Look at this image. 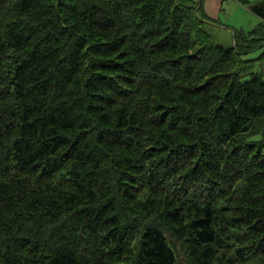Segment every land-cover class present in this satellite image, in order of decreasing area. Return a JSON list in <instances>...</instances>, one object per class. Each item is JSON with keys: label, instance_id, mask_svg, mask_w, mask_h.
Returning <instances> with one entry per match:
<instances>
[{"label": "trees", "instance_id": "obj_1", "mask_svg": "<svg viewBox=\"0 0 264 264\" xmlns=\"http://www.w3.org/2000/svg\"><path fill=\"white\" fill-rule=\"evenodd\" d=\"M76 1L0 0V264H264V0L235 47L205 0Z\"/></svg>", "mask_w": 264, "mask_h": 264}, {"label": "rangeland", "instance_id": "obj_2", "mask_svg": "<svg viewBox=\"0 0 264 264\" xmlns=\"http://www.w3.org/2000/svg\"><path fill=\"white\" fill-rule=\"evenodd\" d=\"M259 1L249 0L250 3ZM222 4L223 7L219 13L213 15L216 19H213L211 24H207L206 29L212 35L215 42L225 46H234L236 44V30L249 32L248 28H256L261 19L254 14L248 7L249 5H243L238 0H223ZM243 58L250 60L247 62L250 66L249 71L258 72L264 76V46L245 54Z\"/></svg>", "mask_w": 264, "mask_h": 264}, {"label": "bare ground", "instance_id": "obj_3", "mask_svg": "<svg viewBox=\"0 0 264 264\" xmlns=\"http://www.w3.org/2000/svg\"><path fill=\"white\" fill-rule=\"evenodd\" d=\"M66 1H67V0H66ZM69 1H70V0H69ZM75 1H76V0H75ZM96 1L98 2L99 0H96ZM96 1L94 0V2H96ZM113 1H114V0H113ZM132 1H134V0H132ZM135 1H136V0H135ZM167 1H168V0H167ZM185 1H186V0H185ZM76 2H78V1H76ZM99 2H102V1H99ZM99 2H98V5H101V4H99ZM137 2H138V1H137ZM164 2H165V1H164ZM183 2H184V1H183ZM50 3H51V2H50ZM102 3L104 4L105 1L102 2ZM120 3H121V2H120ZM135 3H136V2H135ZM162 3H163V2H162ZM47 4H48V3H47ZM53 4H54V3H53ZM118 4H119V3H118ZM137 4H138V3H136V5H137ZM160 4H161V3H160ZM51 5H52V4H51ZM167 5H168V4H167ZM169 5H170V4H169ZM179 5H180V4H179ZM116 6H117V5H116ZM116 6H115V7H116ZM131 6H132V3H131ZM134 6H135V5H134ZM160 6H161V5H160ZM175 6H176V5H175ZM183 6H184V5H183ZM51 7H52V6H51ZM137 7H139V6L137 5ZM137 7H135V8L137 9ZM99 8H100V7H99ZM127 8H128V6H127ZM175 8H176V7H175ZM119 9H120V8H119ZM129 9H130V8H129ZM99 10H100V9H99ZM121 10H122V9H120V11H121ZM126 10H127V9H126ZM132 10H133V8H132ZM95 11H96V10H95ZM118 11H119V10H118ZM129 11H130V10H129ZM133 11H134V10H133ZM53 12H54V11H53ZM127 12H128V11H127ZM131 12H132V11H131ZM131 12H130V13H131ZM171 12H172V11H171ZM174 12H175V11H174ZM133 13H135V12H133ZM136 13H137V12H136ZM139 13H140V12H139ZM128 14H129V13H128ZM137 14H138V13H137ZM140 14H141V13H140ZM92 15H93V14H92ZM103 15H104V14H103ZM131 15H132V14H131ZM135 15H136V14H135ZM126 16H127V15H126ZM120 17L122 18V15H121ZM123 17H125V16H123ZM129 17H131V16H129ZM133 17H134V15H133ZM133 17H132V18H133ZM170 17H171V16H170ZM102 18H103V17H102ZM106 18H107V17H106ZM132 18H129V19L131 20ZM184 18H185V17H184ZM16 19H17V18H16ZM111 19H113V18H111ZM114 19H115V18H114ZM188 19H189V18H188ZM108 20H109V19H108ZM111 21H112V20H111ZM117 21H119V20H117ZM123 21H124V20H123ZM48 22H49V21H48ZM138 22H139V21H138ZM184 22H185V21H184ZM187 22H189V21L187 20ZM117 23H118V22H117ZM119 23H120V22H119ZM119 23H118V24H119ZM121 23H122V21H121ZM126 23H127V22H126ZM128 23H129V20H128ZM193 23H194V22H193ZM21 24H22V23H21ZM139 24H140V23H139ZM47 25H49V24H47ZM126 25H127V24H126ZM131 25H132V24H131ZM131 25H130V26H131ZM133 25H134V23H133ZM137 25H138V24H137ZM141 25H142V24H141ZM110 26H111V25H110ZM112 26H113V25H112ZM130 26H129V24H128V27H129V28H130ZM183 26H184V25H183ZM48 27H49V26H48ZM116 27H117V26H116ZM135 27H136V26H135ZM138 27H139V26H138ZM122 28H123V27H122ZM124 28H125V27H124ZM129 28H128V29H129ZM186 28H187V27H186ZM117 29H118V28H117ZM117 29H116V30H117ZM119 29H120V27H119ZM119 29H118V30H119ZM139 29H140V28H139ZM139 29H138V30H139ZM197 29H198V28H197ZM116 30H115V31H116ZM136 30H137V28H136ZM136 30H135V31H136ZM138 30H137V31H138ZM146 30H147V29H146ZM174 30H175V29H174ZM195 30H196V29H195ZM45 31H46V29H45ZM47 31H48V30H47ZM141 31H142V30H141ZM179 31H180V30H179ZM191 31H192V30H191ZM202 31H203V30H202ZM117 32H118V31H117ZM128 32H129V30H128ZM115 33H116V32H115ZM118 33H120V32H118ZM135 33H137V32H135ZM141 33H142V32H141ZM141 33H140V34H141ZM147 33H148V32H147ZM179 33H180V32H179ZM121 34H122V33H120V35H121ZM123 34L126 35L125 33H123ZM138 34H139V33H138ZM200 34H201V33H200ZM128 35H129V34H128ZM130 35H131V34H130ZM134 35H135V34H134ZM147 35H148V34H147ZM179 35H180V34H179ZM181 35H182V34H181ZM191 35H192V34H191ZM197 35H198V33H197ZM197 35H196V36H197ZM140 36H141V35H140ZM137 37H138V36H137ZM147 37H148V36H147ZM161 37H164V35L161 36ZM184 37H185V36H184ZM119 38H120V37H119ZM129 38H130V37H129ZM141 38H142V37H141ZM33 39H34V38H33ZM116 39H117V38H116ZM142 39H143V38H142ZM145 39H146V38H145ZM200 39H201V38H200ZM35 40L37 41L36 37H35ZM139 40H140V39H139ZM165 40H166V39H165ZM193 40H194V39H193ZM153 41H154V39H153ZM153 41H151V43H152ZM185 41H186V40H185ZM185 41H184V43H185ZM197 41H198V39H197ZM133 42H134V41H133ZM137 42H138V40H137ZM154 42H155V41H154ZM165 42H166V41H165ZM161 43H162V42H161ZM186 43H187V42H186ZM29 44H30V43H29ZM31 44H32V43H31ZM199 44H200V43H199ZM154 45H155V44H154ZM185 45H186V44H185ZM8 46H9V45H8ZM27 46H28V44H27ZM155 46H156V45H155ZM158 46H159V45H158ZM160 46H161V45H160ZM163 46H164V45H163ZM190 46H191V45H190ZM29 47H30V46H29ZM161 47H162V46H161ZM204 47H205V46H204ZM11 48H13V47H11ZM18 48H19V47H18ZM24 48H25V47H24ZM26 48H27V47H26ZM26 48H25V49H26ZM151 48H152V47H151ZM153 48H154V47H153ZM194 48H195V47H194ZM194 48H193V49H194ZM196 48H197V47H196ZM196 48H195V49H196ZM200 48H201V47H200ZM9 49H10V48H9ZM16 49H17V47L15 48V50H16ZM27 49H28V48H27ZM179 49H180V48H179ZM195 49H194V50H195ZM205 49H206V48H205ZM213 49H214V48H213ZM215 49H216V48H215ZM7 50H8V49H7ZM7 50H5V52H6ZM15 50H14V51H15ZM123 50H124V49H123ZM158 50H159V49H158ZM117 52H119V51H117ZM122 52H123V51H122ZM122 52H121V53H122ZM176 52H177V51H176ZM178 52L180 53V51H178ZM178 52H177V53H178ZM181 52H182V51H181ZM187 52H188V51H187ZM193 52H194V51H193ZM202 52H203V51H202ZM183 53H185V52H183ZM116 55H117V54H116ZM176 55H177V54H176ZM186 55H187V54H186ZM186 55H185V57H186ZM191 55H192V54H191ZM114 56H115V55H114ZM7 57H8V56H7ZM9 57H10V56H9ZM175 57H176V56H175ZM177 57H178V56H177ZM12 58H13V57H12ZM122 58H123V57H122ZM214 58H215V57H214ZM5 59H6V58H5ZM20 59H21V58H20ZM29 59H30V58H29ZM29 59H28V60H29ZM32 59H33V58H32ZM111 59H112V58H111ZM118 59H119V58H118ZM123 59H124V58H123ZM178 59H179V58H178ZM181 59H182V58H181ZM190 59H191V58H190ZM192 59H193V58H192ZM209 59H210V58H209ZM262 59H263V58H262ZM174 60H175V59H174ZM196 60H197V59H196ZM212 60H213V58H212ZM212 60H211V62H213ZM3 61H4V60H2V62H3ZM6 61H7V60H6ZM29 61H30V60H29ZM32 61H33V60H32ZM147 61H148V60H147ZM157 61H158V60H157ZM170 61H171V60H170ZM185 61H187L186 58H185ZM208 61H209V60H208ZM17 62H18V61H17ZM108 62H109V61H108ZM111 62H112V61H111ZM187 62H188V61H187ZM195 62H196V61H195ZM3 63H5V62H3ZM24 63H26V62H24ZM30 63H31V62H30ZM143 63L145 64V61H144ZM146 63H147V62H146ZM148 63H149V62H148ZM153 63H154V62H153ZM161 63H162V61H161ZM161 63H160V64H161ZM180 63H181V62H180ZM182 63L184 64L183 61H182ZM6 64H7V63H6ZM149 64H151V63H149ZM149 64H148V65H149ZM160 64H159V65H160ZM185 64H187V63H185ZM195 64H196V63H195ZM210 64H211V63H210ZM22 65H23V63H22ZM142 65H143V64H142ZM171 65H172V64H171ZM176 65H177V63H176ZM189 65H190V63H189ZM191 65H192V64H191ZM202 65H203V64H202ZM205 65H206V64H205ZM5 66H6V65H5ZM110 66H111V65H110ZM177 66H178V65H177ZM177 66H176V67H177ZM181 66H182V64H181ZM92 67H94V66H92ZM142 67H143V66H142ZM145 67H146V66H145ZM148 67H149V66H148ZM10 68H11V67H10ZM87 68H88V67H87ZM90 68H91V67H90ZM178 68H179V67H178ZM187 68H188V66H187ZM191 68H192V67H191ZM85 69H86V68H85ZM108 69H109V68H108ZM138 69H139V68H138ZM145 69H146V68H145ZM156 69H157V68H156ZM163 69H164V68H163ZM163 69L161 68V70H163ZM166 69H167V68H166ZM172 69H173V68H172ZM182 69H183V68H182ZM202 69H203V68H202ZM143 70H144V69H143ZM146 70H147V69H146ZM151 70H152V69H151ZM168 70H170V69H168ZM180 70H181V69H180ZM203 70H204V69H203ZM83 71H85V70H83ZM92 71H93V69H92ZM113 71H114V70H113ZM139 71H140V70H139ZM144 71H145V70H144ZM144 71H143V73H144ZM173 71H175V70H173ZM188 71H189V70H187V73H188ZM191 71H192V69H191ZM191 71H190V72H191ZM110 72H111V71H109V73H110ZM114 72H115V71H114ZM114 72H113V73H114ZM140 72H141V71H140ZM140 72H139V73H140ZM151 72H153V71H151ZM166 72L168 73V71H166ZM193 72H194V71H193ZM260 72H261V71H260ZM90 73H91V72H90ZM115 73H116V72H115ZM135 73H136V72H135ZM139 73H138V74H139ZM146 73H148V71H147ZM146 73H144V74H146ZM155 73H156V71H155ZM157 73H158V72H157ZM191 73H192V72H191ZM91 74H92V73H91ZM140 74H141V73H140ZM149 74H150V73H149ZM149 74H148V75H149ZM153 74H154V73H153ZM162 74H163V73H162ZM179 74H180V72H179ZM184 74H186V73H184ZM18 75H20V74H18ZM107 75H108V74H107ZM169 75H171V74H169ZM169 75H167V76H169ZM181 75H182V74H181ZM232 75H233V77H234V74H232ZM259 75H260V74H259ZM87 76H88V75H87ZM132 76H133V75H132ZM138 76H139V75H138ZM143 76H144V75H143ZM163 76H165V74H164ZM175 76H176V75H175ZM186 76H187V75H186ZM186 76H185V77H186ZM254 76H255V75H254ZM110 77H111V76H110ZM129 77H130V76H129ZM141 77H142V76H141ZM149 77H150V76H149ZM237 77H238V76H237ZM84 78H85V77H84ZM87 78H88V77H87ZM87 78H86V79H87ZM119 78H120V77H119ZM162 78H163V77H162ZM238 78H239V77H238ZM82 79H83V78H82ZM226 79H227V77H226ZM226 79H225V80H226ZM232 79H233V78H232ZM235 79H236V78H234V80H235ZM239 79H240V78H239ZM252 79H253V78H252ZM84 80H85V79H84ZM118 80H119V79H118ZM134 80H135V79H134ZM147 80H148V79H147ZM147 80H146V81H147ZM225 80H224V81H225ZM228 80H229V79H228ZM129 81H130V80H129ZM151 81H152V80H151ZM153 81H154V80H153ZM215 81H217V80H215ZM222 81H223V79H222ZM247 81H248V80H247ZM114 82H115V81H114ZM133 82H134V81H133ZM135 82H136V81H135ZM135 82H134V83H135ZM138 82H139V81H138ZM213 82H214V81H213ZM117 83H118V82H117ZM139 83H140V82H139ZM215 83H216V82H215ZM217 83H218V82H217ZM231 83H232V82H231ZM64 84H65V83H64ZM82 84H83V83H82ZM120 84H121V83H120ZM123 84H124V83H123ZM130 84H131V83H130ZM142 84H143V83H142ZM158 84H159V83H158ZM227 84H228V83H227ZM0 85H1V84H0ZM62 85H63V84H62ZM124 85H125V84H124ZM237 85H238V84H237ZM57 86H58V85H57ZM116 86H117V85H116ZM200 86H201V85H200ZM230 86H231V85H230ZM83 87H84V86H83ZM117 87H118V86H117ZM121 87H122V86H121ZM123 87H124V86H123ZM137 87H138V86H137ZM234 87H235V85H234ZM234 87H233V88H234ZM54 88H55V86H54ZM61 88H63V87H61ZM58 89H59V88H58ZM112 89H113V88H112ZM139 89H140V88H139ZM54 90H55V89H54ZM120 90H121V89H120ZM120 90H119V91H120ZM125 90H126V89H125ZM216 90H217V89H216ZM232 90H233V89H232ZM0 91H1V90H0ZM112 91H114V90H112ZM260 91H261V90H260ZM1 92H2V91H1ZM53 92H54V91H53ZM81 92H82V91H81ZM121 92H122V91H121ZM124 92H125V91H124ZM57 93H58V92H57ZM3 94H4V93H3ZM6 94H7V93H6ZM6 94H5V95H6ZM0 95H1V93H0ZM124 95H125V94H124ZM124 95H122V96H124ZM3 96H4V95H3ZM11 96H12V95H11ZM14 96H15V95H14ZM4 97H5V96H4ZM2 99H3V97H2ZM165 99H166V98H165ZM15 101H16V99H15ZM60 101H61V100H60ZM189 101H190V100H189ZM23 102H24V101H23ZM18 103H19V102H18ZM61 103H62V102H61ZM147 103H148V102H147ZM174 103H175V102H174ZM185 103H186V102H185ZM176 104H177V103H176ZM154 105H155V104H154ZM157 105H158V104H157ZM189 105H190V104H189ZM197 105H198V104H197ZM163 106H164V105H163ZM148 107H149V106H148ZM150 107H151V104H150ZM168 107H169V106H168ZM185 107H186V106H185ZM20 108H21V107H20ZM144 108H145V107H144ZM50 109H51V108H50ZM52 109H53V108H52ZM141 109H142V108H141ZM145 109H146V108H145ZM148 109H149V108H148ZM152 109H153V108H152ZM167 109H168V108H167ZM177 109H178V108H177ZM180 109H181V108H180ZM185 109H186V108H185ZM48 110H49V109H48ZM174 110H175V108H174ZM141 111H142V110H141ZM192 111H193V110H192ZM164 112H165V111H164ZM178 112H179V111H178ZM159 113H160V111H159ZM183 113H185V112H183ZM145 114H146V113H145ZM171 114H172V113H171ZM110 115H111V114H110ZM142 115H143V114H142ZM157 115H158V114H157ZM159 115H160V114H159ZM183 115H184V114H183ZM213 115H214V114H213ZM97 116H98V115H97ZM146 116H147V115H146ZM98 117H99V116H98ZM112 117H113V115H112ZM148 117H150V116H148ZM156 117H157V116H156ZM159 117H160V116H159ZM164 117H165V116H164ZM169 117H171V116H169ZM197 117H198V116H197ZM197 117H196V118H197ZM207 117H208V116H207ZM125 118L127 119V117H125ZM128 118H129V117H128ZM131 118H132V117H131ZM146 118H147V117H146ZM172 118H173V117H172ZM139 119H140V118H139ZM160 119H161V118H160ZM173 119H174V118H173ZM208 119H209V118H208ZM92 120H93V119H92ZM120 120H121V119H120ZM127 120H128V119H127ZM141 120H142V119H141ZM148 120H149V119H148ZM157 120H158V119H157ZM93 122H94V121H93ZM128 122H129V121H128ZM128 122H127V124H128ZM124 123H125V122H124ZM154 123H155V122H154ZM159 123H160V122H159ZM130 124H131V123H130ZM79 125H80V124H79ZM135 125H136V124H135ZM138 125H139V123H138ZM143 125H144V124H143ZM157 125H158V124H157ZM129 126H130V125H129ZM148 126H149V125H148ZM199 126H200V125H199ZM84 127H86V126H84ZM138 127H139V126H138ZM195 127H196V126H195ZM213 127H214V126H213ZM126 128H127V127H126ZM134 128H135V127H134ZM162 128H163V127H162ZM170 129H171V128H170ZM195 129H196V128H195ZM198 129H199V128H198ZM209 129H210V128H209ZM215 129H216V128H215ZM81 130H82V129H81ZM162 130H163V129H162ZM79 131H80V128H79ZM96 131H97V130H96ZM136 131H137V130H136ZM220 131H221V130H220ZM225 131H226V130H224V132H225ZM91 132H92V131H91ZM168 132H169V131H168ZM221 132H222V131H221ZM140 133H141V131H140ZM158 133H159V132H158ZM164 133H166V132L164 131ZM211 133H212V132H211ZM75 134H77V132H76ZM161 134H162V132H161ZM174 135H175V134H174ZM77 136H78V135H76V137H77ZM223 136H224V135H223ZM164 137H165V136H164ZM174 137H175V136H174ZM167 138H169V137H167ZM165 139H166V138H165ZM170 141H171V140H170ZM223 141H224V140H223ZM225 141H226V139H225ZM168 142H169V141H168ZM168 142H167V143H168ZM171 142H172V141H171ZM204 142H206V141H203V143H204ZM163 144H164V143H163ZM188 144H189V143H188ZM194 144H195V142H194ZM197 144H198V143H197ZM200 144H201V143H200ZM221 144H222V143H221ZM190 145H191V144H190ZM213 145H214V144H213ZM232 145H233V144H231V146H232ZM188 146H189V145H188ZM57 147H58V146H57ZM169 147H170V146H169ZM196 147H197V146H196ZM56 149H57V148H56ZM61 149H62V148H61ZM189 149H190V148H189ZM197 149H198V148H197ZM64 150H65V149H64ZM55 151H58V150H55ZM60 152H61V151H60ZM192 152H193V150H192ZM61 154H62V153H61ZM188 154H189V153H188ZM193 155H194V154H193ZM69 158H70V157H69ZM74 158H75V157H74ZM67 159H68V158H67ZM190 159H191V158H190ZM53 160H54V159H53ZM69 160H70V159H69ZM65 161H67V160H65ZM71 161H72V160H71ZM97 161H98V159H97ZM189 161L191 162V160H189ZM55 162H57V161L55 160ZM75 162H76V161H75ZM91 162H93V161H91ZM99 162H100V161H99ZM111 162H112V161H111ZM113 162H114V161H113ZM101 163L103 164L102 161H101ZM39 164H40V163H39ZM106 164H107V163H106ZM116 164H117V163H116ZM15 165H16V164H15ZM40 165H41V164H40ZM62 165H63V164H62ZM86 165H87V164H86ZM90 165H91V163H90ZM104 165H105V164H104ZM104 165H103V166H104ZM160 165H161V164H160ZM54 166H55V165H54ZM84 166H85V165H84ZM91 166H92V165H91ZM91 166H90V167H91ZM107 166H108V165H107ZM33 167H34V166H33ZM35 167H36V166H35ZM62 167H63V166H62ZM65 167H66V166H65ZM88 167H89V166H88ZM98 167H101V166L99 165ZM108 167H109V166H108ZM110 167H111V166H110ZM113 167H114V166H113ZM7 168H8V167H7ZM9 168H10V167H9ZM13 168H14V167H13ZM39 168H40V167H39ZM39 168H38V169H39ZM58 168H59V167H58ZM63 168H64V167H63ZM80 168H81V165H80ZM35 169H36V168H35ZM40 169H41V168H40ZM65 169H66V168H65ZM97 169H99V168H97ZM104 169H106V167H105ZM109 169H110V168H109ZM111 169H114V168H111ZM60 170H61V167H60ZM76 170H78V169H76ZM83 170H84V169H83ZM94 170H95V168H94ZM55 171H56V170H55ZM85 171H86V170H84V172H85ZM59 172H60V171H59ZM69 172H70V171H69ZM88 172H89V171H88ZM88 172H87V174H88ZM101 172H102V171H101ZM54 173H55V172H54ZM89 173H90V172H89ZM102 173H103V172H102ZM254 173H255V172H254ZM254 173H253V174H254ZM64 174H65V173H64ZM72 174H73V173H72ZM79 174H80V173H79ZM85 174H86V173H85ZM94 174H95V173H94ZM60 175H62V174H60ZM67 175H68V174H67ZM110 175H111V174H110ZM1 176H2V175H1ZM70 176H71V175H70ZM73 176H74V175H73ZM85 176L87 177L88 175H85ZM98 176H99V175H98ZM100 176H101V175H100ZM3 177H4V176H3ZM71 177H72V176H71ZM103 177H104V176H103ZM103 177H102V178H103ZM100 178H101V177H100ZM102 178H101V179H102ZM104 178H105V177H104ZM112 178H113V177H112ZM72 179H73V178H72ZM74 179H75V177H74ZM76 179H77V178H76ZM79 179H80V178H79ZM63 180H64V179H63ZM106 180H107V179H106ZM68 181H69V180H68ZM77 181H78V180H77ZM113 181H115V179H113ZM74 182H75V181H74ZM80 182H83V181L80 180ZM80 182H79V183H80ZM103 182H104V180H103ZM103 182H102V183H103ZM63 183H64V182H63ZM63 183H62V184H63ZM76 183H78V182H76ZM79 183H78V184H79ZM83 183H84V182H83ZM65 184H66L67 189H69L68 186H67V185H69L68 182H67V179H66ZM80 184H82V183H80ZM80 184H79V185H80ZM63 185H64V184H63ZM72 185H73V184H72ZM101 185H103V184H101ZM73 186H74V185H73ZM73 186H72V187H73ZM134 186H135V185H134ZM134 186H133V187H134ZM64 187H65V186H64ZM66 187H65V188H66ZM78 187H79V186H76V188H78ZM137 187H138V186H137ZM65 190H66V189H65ZM70 190H71V189H70ZM72 190H73V189H72ZM75 190H76V189H74L73 191H75ZM0 191H1V190H0ZM64 192H65V191H64ZM70 192H71V191H70ZM77 192H78V190H77ZM80 192H81V191H80ZM80 192H78V194H79ZM114 192H115V191H114ZM65 194H66V193H65ZM75 194H76V193H75ZM80 194H81V193H80ZM62 195H64V194H62ZM175 195H176V194H175ZM65 196H66V195H65ZM184 196H185V195H184ZM188 197H189V196H188ZM259 201H260V200H259ZM81 202H82V201H81ZM176 202H177V201H176ZM66 204H67V203H66ZM73 204H75V203L73 202ZM71 206H72V205H71ZM76 206H77V205H76ZM64 207H65V206H64ZM72 207H73V206H72ZM79 207H80V206H79ZM60 209H61V208H60ZM71 209H72V208H71ZM113 209H114V208H113ZM115 209H116V208H115ZM115 209H114V211H115ZM52 210H53V209H52ZM73 212H74V211H73ZM215 213H216V212H215ZM118 221H119V220H118ZM115 222H116V221H115ZM246 224H247V223H246ZM89 225H90V224H89ZM113 225H115V224H113ZM113 225H112V226H113ZM122 225H123V224H122ZM250 225H251V224H250ZM90 226H91V225H90ZM110 226H111V225H110ZM103 228H106V227H102V230H103ZM112 229H113V228H112ZM246 229H247V228H246ZM255 229H256V228H255ZM117 230H118V229H117ZM263 230H264V229H263ZM246 231H247V230H246ZM87 232H88V231H87ZM94 232H95V230H94ZM96 232H97V231H96ZM118 232H120V230H119ZM248 232H249V231H248ZM89 233H90V232H89ZM97 233H98V232H97ZM102 233H103V232L101 231V234H102ZM125 233H126V232H125ZM200 233H201V232H200ZM221 233H222V232H221ZM231 233H232V232H231ZM8 234H9V233H8ZM99 234H100V233H99ZM99 234H98V236H99ZM119 234H120V233H119ZM6 235H7V234H6ZM166 235H167V234H166ZM86 236H87V235H86ZM170 236H171V235H170ZM244 236H245V235H244ZM7 237L9 238L8 235H7ZM94 237H95V235H94ZM171 237H172V236H171ZM262 237H263V236H262ZM10 238H11V237H10ZM34 238H36V237H34ZM44 238H45V236H44ZM92 238H93V237H92ZM168 238H170V237H168ZM252 238H253V237H252ZM84 239H85V238H84ZM173 239H174V238H173ZM29 241H30V240H29ZM35 241H36V240H35ZM167 241H168V240H167ZM173 241H175V240H173ZM256 241H257V240H256ZM39 242H40V241H39ZM171 242H172V241H171ZM263 242H264V241H263ZM33 243H34V242H33ZM172 243H173V242H172ZM172 243H171V244H172ZM6 244H7V243H6ZM6 244H5V245H6ZM11 244H12V243H11ZM36 244H37V243H36ZM245 244H246V243H245ZM7 245H8V244H7ZM166 245H167V244H166ZM173 245H174V243L172 244V246H173ZM1 246H2V245H1ZM9 246H10V245H9ZM26 247H27V246H26ZM29 247H30V246H29ZM175 247H176V246H175ZM8 248H9V247H8ZM8 248H7V249H8ZM19 248H20V247H19ZM38 248H39V247H38ZM88 248H89V247H88ZM88 248H87V249H88ZM221 248H222V247H221ZM231 248H232V247H231ZM245 248H247V246H246ZM2 249H3V248H2ZM4 249H5V248H4ZM31 249H32V248H31ZM84 249H85V248H84ZM89 249H90V248H89ZM226 249H227V248H226ZM259 249H260V248H259ZM259 249H258V250H259ZM21 250H22V249H21ZM33 250H34V247H33ZM2 251H3V250H2ZM22 251H23V250H22ZM25 251H26V250H25ZM31 251H32V250H31ZM34 251H35V250H34ZM85 251H86V250H85ZM87 251H88V250H87ZM252 251H253V250H252ZM26 252H27V251H26ZM32 252H33V251H32ZM224 252H225V251H224ZM254 252H255V251H254ZM28 253H29V252H28ZM175 253H176V252H175ZM221 253H222V252H221ZM221 253H220V254H221ZM226 253H227V252H226ZM226 253H225V254H226ZM21 254H23V252H22ZM21 254H20V255H21ZM225 254H224V255H225ZM25 255H26V254H25ZM5 256H6V255H5ZM5 256H4V257H5ZM7 256H8V255H7ZM199 256H200V255H199ZM204 256H205V255H204ZM218 256H219V255H218ZM226 256H227V255H226ZM234 256H235V254H234ZM257 256H258V255H257ZM259 256H260V254H259ZM21 257H22V256H21ZM197 257H198V255H197ZM227 257H228V256H227ZM231 257H232V256H231ZM231 257H230V258H231ZM253 257H254V256H253ZM224 258H225V257H224ZM215 259H217V257H216ZM234 259H235V258H234ZM196 260H197V259H196ZM225 260H226V259H225ZM232 260H233V259H232ZM257 260H258V259H257ZM5 261H6V260H5ZM235 262H237V261H235ZM235 262L232 261V263H234V264H235ZM248 262H249V261H248ZM193 263H194V262H193ZM232 263H231V264H232ZM198 264H199V263H198ZM227 264H228V263H227ZM239 264H240V263H239ZM244 264H245V263H244Z\"/></svg>", "mask_w": 264, "mask_h": 264}, {"label": "crops", "instance_id": "obj_4", "mask_svg": "<svg viewBox=\"0 0 264 264\" xmlns=\"http://www.w3.org/2000/svg\"><path fill=\"white\" fill-rule=\"evenodd\" d=\"M223 0H205L204 1V10L207 14V16L210 18L211 22L210 24L213 22V19H216L213 17V15H216L219 13V11L221 10V8L223 7ZM253 29V28H251ZM250 28H248V31L251 30Z\"/></svg>", "mask_w": 264, "mask_h": 264}, {"label": "water", "instance_id": "obj_5", "mask_svg": "<svg viewBox=\"0 0 264 264\" xmlns=\"http://www.w3.org/2000/svg\"><path fill=\"white\" fill-rule=\"evenodd\" d=\"M233 47H235V45Z\"/></svg>", "mask_w": 264, "mask_h": 264}]
</instances>
